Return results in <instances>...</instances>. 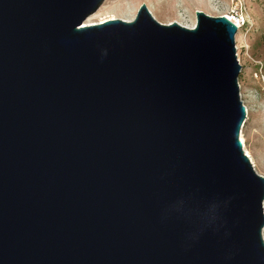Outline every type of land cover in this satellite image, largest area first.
<instances>
[{
    "label": "water",
    "instance_id": "water-1",
    "mask_svg": "<svg viewBox=\"0 0 264 264\" xmlns=\"http://www.w3.org/2000/svg\"><path fill=\"white\" fill-rule=\"evenodd\" d=\"M0 0V264H264L235 34Z\"/></svg>",
    "mask_w": 264,
    "mask_h": 264
},
{
    "label": "rangeland",
    "instance_id": "rangeland-1",
    "mask_svg": "<svg viewBox=\"0 0 264 264\" xmlns=\"http://www.w3.org/2000/svg\"><path fill=\"white\" fill-rule=\"evenodd\" d=\"M142 3L162 23L175 21L194 26L197 10L238 20L235 34L236 56L241 65L238 84L246 109L239 138L242 135L246 149L257 163L255 171L264 176V86L255 74L264 68V0H104L83 23H100L111 18L132 20ZM262 205L264 212V199ZM262 237L264 240V227Z\"/></svg>",
    "mask_w": 264,
    "mask_h": 264
},
{
    "label": "bare ground",
    "instance_id": "bare-ground-1",
    "mask_svg": "<svg viewBox=\"0 0 264 264\" xmlns=\"http://www.w3.org/2000/svg\"><path fill=\"white\" fill-rule=\"evenodd\" d=\"M152 13V11H150ZM153 14V13H152ZM231 21H233L235 24H238V20H235L234 18H229ZM179 24L183 25V26H186V27H193V24L194 23H181V22H178ZM89 24H93V23H89ZM89 24H86V25H89ZM240 139L241 141L243 142V147H244V151L246 153V155L248 156V158L250 159L252 165L254 166V168L257 167V163L256 161L253 159L252 155L249 153V151L246 149L245 147V143H244V139L242 137V135L240 136Z\"/></svg>",
    "mask_w": 264,
    "mask_h": 264
},
{
    "label": "built area",
    "instance_id": "built-area-1",
    "mask_svg": "<svg viewBox=\"0 0 264 264\" xmlns=\"http://www.w3.org/2000/svg\"><path fill=\"white\" fill-rule=\"evenodd\" d=\"M243 23V22H242ZM238 60V59H237ZM258 77H260V79H261V82H262V84H263V86H264V68L263 67H261L259 70H258V74L257 73H255Z\"/></svg>",
    "mask_w": 264,
    "mask_h": 264
}]
</instances>
